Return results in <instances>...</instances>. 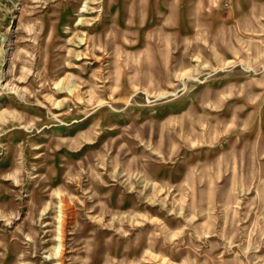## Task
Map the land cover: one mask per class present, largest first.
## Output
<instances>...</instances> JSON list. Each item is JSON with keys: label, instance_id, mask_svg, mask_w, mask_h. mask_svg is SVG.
I'll return each instance as SVG.
<instances>
[{"label": "rangeland", "instance_id": "374dc122", "mask_svg": "<svg viewBox=\"0 0 264 264\" xmlns=\"http://www.w3.org/2000/svg\"><path fill=\"white\" fill-rule=\"evenodd\" d=\"M0 264H264V0H0Z\"/></svg>", "mask_w": 264, "mask_h": 264}, {"label": "bare ground", "instance_id": "6f19581e", "mask_svg": "<svg viewBox=\"0 0 264 264\" xmlns=\"http://www.w3.org/2000/svg\"><path fill=\"white\" fill-rule=\"evenodd\" d=\"M81 40L85 41L86 38H82ZM59 194H61V193H59ZM59 208H60V210H59L60 211V228H59L60 246H59L58 255L60 258L63 254V247L65 245V233H66V224H67V213L65 212L66 207L64 204V199L62 197H60Z\"/></svg>", "mask_w": 264, "mask_h": 264}]
</instances>
